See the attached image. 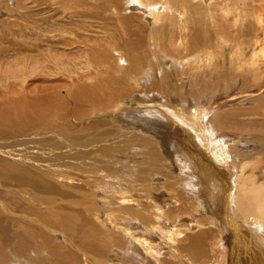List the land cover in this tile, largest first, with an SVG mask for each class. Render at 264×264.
<instances>
[{"label": "bare ground", "instance_id": "bare-ground-1", "mask_svg": "<svg viewBox=\"0 0 264 264\" xmlns=\"http://www.w3.org/2000/svg\"><path fill=\"white\" fill-rule=\"evenodd\" d=\"M185 6L187 12L182 8L179 13L181 18L185 15L187 24L192 20L195 8ZM159 19L156 17L155 21ZM228 30L223 25L217 28L216 34L224 37H221L222 42L230 40ZM112 41L114 48L110 51L114 50L111 53L119 61L115 52L122 50L116 46L120 38ZM173 42L176 41L170 38L169 45ZM133 43V49H139L141 54L140 50L146 44ZM234 52L238 53L237 58L239 52ZM148 61L147 57L133 54L127 67H86L85 73H80L78 67L71 71L61 67L71 80L63 91L64 97L52 86L44 89L41 96L34 91H27V94L23 89L25 77L16 76L22 89L16 93L9 90L0 99V264H11L13 260L18 264H73L75 261L78 264H264V135L257 139L261 148H256L253 153L249 147L242 153L244 143L234 139V145L241 148L238 149L240 152L233 148L234 151H229L231 158L234 152L239 156L235 161L230 160L237 162L238 169L232 163L229 165L233 173L229 172L231 169L227 170L234 175L228 195L229 187L223 189L221 182L220 185L213 183L211 177L202 187L201 175L193 176L196 171L193 169L198 167L194 162L181 160L188 146L174 148L181 141L172 135L177 127L171 129V122H184L192 130L195 128L198 139L202 135L210 140L216 139L210 135L215 132L214 126L220 129L218 131L238 135L253 131L255 124H250L251 128L245 120L237 122L235 114L225 111L210 119L213 127L202 128L203 121L190 116L185 107H177L179 99L178 102L168 101L179 85L172 89L168 84L170 93L162 95L158 81L152 80L155 76L148 77L152 67ZM235 63L237 65V61ZM143 67H148L147 72ZM260 68L249 69L260 72ZM231 69L241 67L237 65ZM13 72L15 74V70L7 71V79L14 76ZM163 77L167 76L161 73V79H158L161 84L165 83L161 88L167 84ZM150 79L155 87H144ZM2 89L0 86V91ZM30 95L32 97H28ZM159 106L167 108L165 112L170 114L159 112V115L147 110ZM194 112L199 115V111ZM189 116L195 118H191L194 122L190 126L187 123ZM177 117L179 121H176ZM216 118L221 119L215 121ZM245 124V131L233 130L234 126ZM257 127L264 131V123ZM257 132H251L252 136ZM186 138L188 143L193 139L189 135ZM223 138L227 141H221ZM223 138L220 141L225 145L234 143L230 137ZM251 138L249 140L253 141ZM201 139L196 140L200 149L204 147ZM222 148L219 147L216 157L221 158L218 163L225 165L230 153L225 154L227 147ZM188 149H191L190 144ZM172 155H175L176 164ZM196 163L199 167L202 164L198 160ZM227 173L221 171L220 175ZM200 185L209 192L217 187V198L223 196L222 209L226 216L220 220L226 225V231L212 216L214 206L205 200L200 189L197 191ZM12 202L21 208L16 211ZM211 210H214L213 214ZM232 223L239 228H230ZM248 229H253L252 239L249 231L245 233Z\"/></svg>", "mask_w": 264, "mask_h": 264}, {"label": "rangeland", "instance_id": "rangeland-1", "mask_svg": "<svg viewBox=\"0 0 264 264\" xmlns=\"http://www.w3.org/2000/svg\"><path fill=\"white\" fill-rule=\"evenodd\" d=\"M186 4L200 12L198 13L194 9V14L193 12V15L191 14L192 20L187 22V24L184 19L185 15H183L184 18H181L179 13L182 12V8H186ZM185 10L187 12V9ZM177 13L180 15L179 17ZM156 17L157 19L160 18L158 22L155 21ZM176 25L180 27L179 29L181 31L177 29L178 26ZM219 25L229 28L227 36H230V40H224V42L226 41L225 43L221 41V37L224 38L223 36H219L218 33V37L216 36V30L219 28ZM174 29L177 30L175 31ZM199 33L202 35L196 36ZM117 37L120 38V41L116 46H119V49L122 48L120 52H115V54L117 53L116 55H119V61H116V56L112 54L114 50L110 51L111 47L114 48V42L112 40ZM178 37L180 38L178 39L180 43H178ZM170 38L176 41L172 43V46L169 45ZM182 39H185V41ZM134 41L135 43L141 41V46L146 44V47L140 50V52L142 51L141 54H139V49H133L131 44H134ZM222 43L223 45H221ZM236 50L239 52L237 58V52H234ZM206 51L208 54H206ZM147 53H150L149 57L146 56ZM133 54L134 56H142L143 58L147 57V61L149 60L147 62L148 64L151 62L149 65H152V67L148 66L153 71L148 70V67L143 68L146 72L148 70V73H151L148 76L149 78L152 79L155 76L152 80L155 79L158 81L160 91L165 92L163 94L161 91L162 95L170 93L168 91L170 89L168 84L172 86V89L179 85L176 90L178 94L175 91L168 98L163 97L170 99L168 101L171 102H178L179 99V106L177 107H185L186 111L189 110L190 116L194 115L195 118L198 117V121H203L202 128L204 126L213 127L214 124L210 119L213 120L215 114L218 116L225 111L226 113L235 114L237 122L242 120L247 121V123L249 122V127H251L250 124L258 126L259 123L260 125L264 123V117H262L264 115V0H0V86L4 91H0V99L9 90L10 92L16 93V90L19 91L22 89L19 88L17 82L18 78L16 76L18 75L25 77L23 81L26 85L23 86V89H26V92L34 91L37 96H41L44 89L52 86V89L61 91L59 94L64 97L65 93L63 91L70 85L71 80L61 67H67L70 71L78 67L80 73H85L87 71L86 67H127L129 60L133 58ZM156 55L158 59L155 58ZM235 59L237 65L241 67L239 69L240 71L238 69H231V67L237 66L235 65ZM250 67H261L260 72L256 71V69L251 70L249 69ZM13 70H15V74L14 72L12 73L14 76L7 79V71ZM161 73L167 76L163 77L164 79L166 78L165 80L167 82L164 88H161V86L165 83L161 84L159 82ZM151 79L149 80L151 85L149 86L150 83H145L144 87H155ZM192 80L194 82L193 84H191ZM189 81L190 85L188 84ZM203 82L204 84H202ZM203 87L205 90L202 89ZM172 95L180 97H173ZM28 97L32 96L30 95ZM186 98L189 100L187 101ZM180 102L182 105H180ZM142 108L145 107H141L140 109ZM157 108L155 110L153 108L147 110L149 112L152 110V113L153 111L155 113L157 112L159 115H163V113H166L165 115L170 114L167 113V110L165 112V109H167L165 107L159 106ZM256 109L258 112L255 111ZM195 110L199 111L198 116L194 112ZM183 114L187 115L186 112ZM190 116L188 121H191V118L195 119L194 117L190 118ZM217 119L219 120L221 118H216L215 121ZM179 120L177 117L176 121ZM190 121L187 122L189 126L193 124V120ZM172 122L171 125L166 122L163 123L170 125L171 129L179 127L184 131L182 132L176 128V133H172L175 138L178 137L183 143L178 141V144L176 143L174 148L188 146L185 147L187 152L181 155V157L183 156L181 160L182 162L185 160V163L194 162L193 164L198 167L193 169L194 171L196 170L195 172L193 171V174H195L193 176L201 175V178L204 180V185H200V188L197 187V191L200 189L199 192L205 197V200L210 201V204L214 206L215 213L214 210H211L213 212L210 211V213H214L212 216L217 219L218 224L226 231V225L220 220H223L226 216H224L222 209V205H224L223 196L217 198V187V190L215 188L213 192H209L207 189H202L201 186L205 187L209 181L208 177H211L210 179L213 180V183L217 182L220 185L221 182L220 186L223 189L226 190L229 187L228 195L231 191V185H233L231 178L234 179V175L229 173L231 171L233 173V169L230 166L232 163H235L232 161H235L239 156L235 152L241 148L239 145H234V139L236 141L239 140L242 144L244 143L241 148L243 149L241 150L242 153L249 148L252 149L253 153L256 148L258 150L261 148V144L257 139L263 138L264 131L258 130V127L255 125L252 126L254 127L253 131H251L253 134L254 130L256 132L259 131L257 132L258 136L255 133L256 137H253L250 131V135L244 136L249 134V132H243L237 135L234 132L226 133L222 130L218 131L220 129L214 126L213 129L215 132H211L210 135H213V138L216 139L210 140L201 135L203 140L200 137L199 139L202 140L201 144H204V147L202 146V149H200L201 145L196 143V140H199V135L197 136V132L194 131L195 128L192 130L184 122H176L177 124L174 122L173 125ZM236 129L245 131L246 124L243 126H234L233 130L236 131ZM204 130L206 128L202 129V131ZM208 131L210 132L211 130L209 129ZM259 133H263L261 134L262 136ZM188 135L189 138L191 136L193 138L190 139L189 143L188 138H186ZM223 136L233 139L232 141L234 143H231L233 145L228 141L230 148L221 142L227 141ZM222 138L223 140H221ZM249 138L252 140L256 139V141H251ZM218 141L220 143H217ZM254 142L258 145L253 144ZM205 143H209L213 147ZM221 143L224 145L223 148L227 147L230 149L227 150L226 148L228 152L225 151V154L230 153L233 149L236 150L233 153L234 159L231 158L232 153L229 154L230 158L229 155H226L227 164L225 163V165L224 162L218 163L217 160L221 158L216 157L217 150H219V147L222 148ZM189 144L191 151L188 149ZM199 150L202 151H200V154ZM195 152L196 154L194 155ZM188 154L191 157L187 156ZM174 156L172 155L171 158L173 163L176 164V158ZM199 156L201 159H199ZM195 158L203 165L200 164L199 167L196 160L194 161ZM230 160L232 161L230 162ZM204 161L206 162L205 166ZM216 163L219 166L215 165ZM236 164L237 162L234 165L236 166ZM235 166L234 168L236 169L237 167L238 169V165ZM197 170H199L198 173ZM225 170L226 173L228 172L227 170L229 172L221 176L220 172ZM237 174L235 173V175ZM214 202L218 203L215 205ZM11 204L16 211L21 208L18 204H13V202ZM217 208L222 210H217ZM237 227L234 223L230 224V228L232 229ZM248 231L250 233V239H252L253 229H248L245 233ZM228 243L227 241V245L230 246ZM6 247L8 248V246ZM11 264L18 263L13 260ZM73 264L78 263L75 261Z\"/></svg>", "mask_w": 264, "mask_h": 264}]
</instances>
